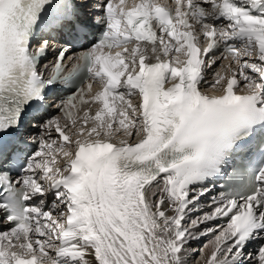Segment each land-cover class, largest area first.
<instances>
[{"label": "snow or ice", "instance_id": "1", "mask_svg": "<svg viewBox=\"0 0 264 264\" xmlns=\"http://www.w3.org/2000/svg\"><path fill=\"white\" fill-rule=\"evenodd\" d=\"M0 264H264V0H0Z\"/></svg>", "mask_w": 264, "mask_h": 264}, {"label": "bare ground", "instance_id": "2", "mask_svg": "<svg viewBox=\"0 0 264 264\" xmlns=\"http://www.w3.org/2000/svg\"><path fill=\"white\" fill-rule=\"evenodd\" d=\"M117 142H119V141H117ZM206 199H207V198H206ZM205 242H206V239H205V240H201V241H199V242H194V243H193V244H194L193 247L199 248V247H201ZM205 251L207 252L208 249H205ZM197 255H199V254H197Z\"/></svg>", "mask_w": 264, "mask_h": 264}, {"label": "rangeland", "instance_id": "3", "mask_svg": "<svg viewBox=\"0 0 264 264\" xmlns=\"http://www.w3.org/2000/svg\"><path fill=\"white\" fill-rule=\"evenodd\" d=\"M193 246H194V244H193Z\"/></svg>", "mask_w": 264, "mask_h": 264}]
</instances>
